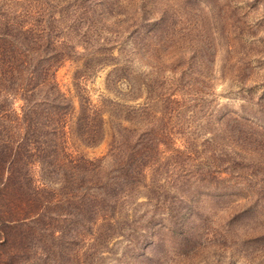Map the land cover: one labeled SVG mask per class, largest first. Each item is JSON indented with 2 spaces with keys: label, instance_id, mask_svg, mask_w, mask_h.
<instances>
[{
  "label": "rangeland",
  "instance_id": "rangeland-1",
  "mask_svg": "<svg viewBox=\"0 0 264 264\" xmlns=\"http://www.w3.org/2000/svg\"><path fill=\"white\" fill-rule=\"evenodd\" d=\"M0 14L66 44L54 77L77 116L87 99L112 122L128 114L152 150L138 186L86 223L79 195L52 202L37 151L31 188L0 181V264H264V0H0ZM6 90L0 105L20 113ZM74 123L68 157L109 154L119 125L95 144Z\"/></svg>",
  "mask_w": 264,
  "mask_h": 264
},
{
  "label": "trees",
  "instance_id": "trees-1",
  "mask_svg": "<svg viewBox=\"0 0 264 264\" xmlns=\"http://www.w3.org/2000/svg\"><path fill=\"white\" fill-rule=\"evenodd\" d=\"M28 20L29 14H0V92L10 89L6 90L8 95L24 101L20 113L0 105L1 186L6 189L11 185L22 190L31 188L26 179L30 176L28 170L38 157L37 151L43 148L41 161L45 165L42 174L56 176L58 182H55L60 184L52 202L60 207L66 204L76 206L79 205L76 203L79 195L83 207L82 221L86 223L92 215L104 209L101 202L105 205L106 201H112L116 188L129 185L128 192H131L143 180V167L152 153L148 147L151 137L144 133L146 131L132 126V116L126 114L122 118L129 125H123L120 116L118 121L113 118L112 122L110 116L105 118V113L112 115L105 110L107 107L94 105L88 99L81 106L82 116H77L76 108L60 91L54 77L63 62L71 58L65 49L66 44L63 41L48 43L42 24L36 20L29 25L26 24ZM147 107L141 108L140 118L149 114ZM135 112L134 116L137 115ZM73 119V132L78 123L80 135L95 144L103 140L104 126L112 129V125H119L109 135L110 152L106 157L98 160L84 156L68 157L70 154L66 152L65 144L69 131L65 123L68 120L71 123ZM133 134L139 137L130 145L127 140ZM107 158L114 165L111 172L101 165V160ZM108 181L114 184L109 185ZM100 197L105 201H100Z\"/></svg>",
  "mask_w": 264,
  "mask_h": 264
}]
</instances>
